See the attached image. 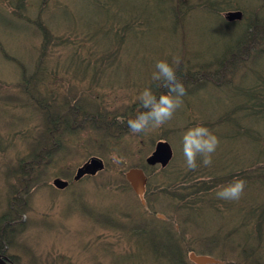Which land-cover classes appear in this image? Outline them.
I'll list each match as a JSON object with an SVG mask.
<instances>
[{"label":"trees","instance_id":"obj_1","mask_svg":"<svg viewBox=\"0 0 264 264\" xmlns=\"http://www.w3.org/2000/svg\"><path fill=\"white\" fill-rule=\"evenodd\" d=\"M12 1L14 5L10 0H0L2 10L5 12V3L7 7H14V12L10 10L5 12L6 15H11L10 18L26 26L32 40L38 35L41 41L31 47L32 55L36 54V62L28 77L22 71V79L16 84L19 93L0 97V103L5 98L9 100V109L23 111L19 112V117L32 110L36 113L39 125L30 128L29 132L26 129L24 132L14 133L30 144L27 156L23 154L25 157L16 160L13 171L9 170L13 185L9 205L0 218L1 259L8 264H20L10 256L9 249L12 248V241L15 242L26 226L21 221L23 218L28 221L32 194L34 190L50 186L49 182L41 179L49 168H56L57 164L63 165L71 150L84 148L85 145L79 141L83 133L98 135L101 144L98 150L104 151L107 156L113 153V142L115 147L123 142L125 149H129L132 143H136V148H141L139 141L144 134L133 133L127 126L128 120L134 119L139 111H144L140 100H135L139 97L135 98V93L131 92L127 95L125 107L113 111L101 94L104 92L102 88L109 91V88H113L115 82L107 87L106 80L108 76L110 79L115 78V70L122 59L120 53L127 50L128 39L131 38L136 44L138 41L142 47L137 45L140 53L145 54L146 58L150 57L152 62L150 65L144 59L135 62L139 72L153 74L157 71L156 62L164 60L175 70L178 80L184 85L186 94L181 97L183 102L173 115L177 119L184 118L177 123L189 122L191 127L184 126L178 131L184 134L197 125L207 127L217 136L220 147L224 142L230 143L224 149L225 156L236 153L237 159L235 163H222L226 158L218 159L215 170L211 172L216 171V176L207 171L209 166H204L203 158L199 156L197 168L184 172H176L172 167H149L143 159L130 163L132 168H143L151 173L147 184L150 195L147 194L145 206H139V201L135 198L136 201L130 200L127 203L125 210L116 208L115 214L134 224V234L140 239H151L152 243L145 251L148 256L150 253L154 256L151 263L194 264L189 259L190 253L217 256L220 250L229 245L234 250L232 254L229 252L234 259L226 264H264V165L254 173L252 181L248 171H241L247 167H236L244 158L248 161L246 155L240 158L237 140L249 138L254 151L249 155L250 164L260 156L259 147L264 150V129L263 135L256 133L255 126L253 133L249 132L248 126L242 129L244 121L264 128V0H80L81 4L74 9L81 17L75 19L74 24L70 17L71 10L58 8V0H37L35 4H38V10L34 18L24 15L25 10L22 9L25 8V0ZM52 9L55 11L52 12ZM229 13L236 17L229 19ZM44 16L55 19L56 22L63 21L65 25L71 22L73 26L69 35L65 37L63 34L56 38L42 24ZM168 22L169 25L165 26ZM180 24L181 32L178 33L179 30L176 32L175 29ZM164 32L169 34L168 41L163 39ZM123 44L125 46L122 48ZM179 46L180 53L175 57L173 53ZM0 54L6 60L9 57L1 43ZM53 58H56L55 62L52 61ZM59 60L63 63H59ZM21 67L23 68L22 64ZM151 69L153 73L148 72ZM129 72L127 69L124 76H129ZM152 77L146 88L157 98L161 94H167V89L162 86L163 81H154ZM237 80L242 83L241 87L233 85ZM246 83L249 85H245ZM62 84H65L66 89H63ZM7 88L0 84V92ZM203 97L209 100L214 97V102L208 101L206 104L207 100L203 101ZM2 111L8 113L5 108L0 107V113ZM204 113L208 114L207 120L195 116ZM21 122L18 126H25L26 123ZM167 123L168 121L160 126L157 132L154 129L148 130L149 136L145 138L147 140L144 139L146 144L149 142L148 153L160 140L172 145L169 133L174 129L166 130ZM151 133L157 135L150 137ZM73 139L76 140L75 143ZM130 150L132 152V147ZM90 154L99 153L94 154L92 151ZM122 158L129 156L124 155ZM99 159L104 163V171L109 168V164H115L113 160ZM121 164L127 168L126 163ZM71 166L75 169V166ZM126 168L122 170L123 173ZM201 171L209 176L201 175ZM152 173L162 174L164 182H154L151 175L157 176ZM198 175L208 179V182L213 181V184L208 186L204 180L199 181ZM236 178L246 182L243 192L246 195L243 199L240 202L219 199L217 192L221 187L227 186ZM66 180L69 187H73L75 184L79 185L82 179L73 181L68 177ZM118 190L126 196L130 187L124 181ZM127 198L129 197L126 196ZM160 201L169 205L166 206L169 213L176 209L175 206L179 208L177 217L169 215L168 221L167 214L155 208ZM197 206H200L199 213L202 215L199 219L202 220L213 209L209 220L217 223L215 234L201 241L193 233V239L186 241L182 231L187 223L185 212L188 209L193 211ZM182 214L184 218H181ZM239 217L241 222L238 225ZM111 220L108 218V225ZM235 221L234 226L232 222ZM202 230L203 225L199 233H203ZM138 237L136 241L141 246L143 240ZM196 244L200 247H196ZM141 248L144 254V248ZM219 259L224 262L222 258Z\"/></svg>","mask_w":264,"mask_h":264},{"label":"rangeland","instance_id":"obj_2","mask_svg":"<svg viewBox=\"0 0 264 264\" xmlns=\"http://www.w3.org/2000/svg\"><path fill=\"white\" fill-rule=\"evenodd\" d=\"M10 1L14 5V1ZM25 2V8L22 9L25 10V12L23 11L25 17L34 18L38 10V4H35L37 0H25ZM58 3V8H68L71 10L70 17L73 24L75 19L81 17V15L75 11V9L78 8V5L81 4L80 0H58ZM5 8L6 13L10 10H13L14 12V7H7L6 3ZM53 11L55 10L52 9V12ZM5 12L0 6V43L3 45L7 55L9 56L7 57L5 55L7 60H4L3 56L0 54V84H2L3 87H8L0 92V97H6V95H16L19 93V88L16 84L22 79V71L24 70L26 73L24 74L28 77L33 71L36 62V54L32 55L33 51L31 52V47L34 43L38 45L41 41V37H38V35H36V38H33L32 40L29 37L28 28L20 25L17 21L10 18L11 15L7 16ZM41 21L45 27H48L49 30H51L56 38H60L59 36L63 34L65 37L69 35L70 28L73 26L71 22L68 25H65L66 23L63 21L59 20L56 22L55 19H49L46 16H44ZM172 22H174V20H172ZM168 25L169 22L165 24V26ZM177 27L178 28L175 29L176 32L177 29L179 30L178 33L181 32V24ZM136 38L138 37L136 36ZM163 39L166 41L169 40V34L167 32H164ZM128 42L129 45L127 50L121 51L120 53V56L122 55V59L118 63L119 67L115 70V78L110 79L108 76V79L106 80L108 82L107 87H109V84L112 86L115 82L112 86L113 88H109L110 91L102 88L104 92L101 94L105 103L113 111L122 110L125 107V104H127L126 99H128L127 95L131 92L135 93V98L139 97L141 92L151 82V77L153 76V74L139 72V67L135 62L140 59H144L145 63L150 65L152 63L151 59L150 57L146 58L145 54L140 53V48L137 46L139 45L138 41L136 44V41L133 42L130 38L128 39ZM124 44L121 45L122 48L125 46ZM95 49L96 48L94 47L93 50ZM179 49L180 46L175 48V53H173L175 57H177L180 53ZM174 56L172 57L174 58ZM10 59H14L17 62ZM52 61L55 62L56 58H53ZM59 61V63H63V61ZM21 64L23 65V68L21 67ZM127 69H129L130 72L129 76L126 77L124 74ZM152 71V69L148 70L149 73H153ZM105 75H107V72ZM63 77H66V75H63ZM67 80L68 79H65V81ZM239 82V80L234 81L233 85H235V87L236 85L241 87L240 84L242 83ZM245 85H249V83H246ZM62 87L63 89H66L65 84H62ZM135 100L140 99L137 98ZM203 101H205L206 104H208V101L214 102V97L211 100L203 97ZM9 103L10 101L6 98L0 103V107L5 108L8 111V113L4 111L0 113V218L9 205V194L11 186L13 185V180L10 177L11 174H9V170L12 169L13 171L16 165V160L24 156L23 154L27 156L29 153L28 148L30 143H25L21 140V138L15 136L14 133L17 131L21 133L24 132V130L26 131V129H28L26 132H29L30 128L39 125L36 113L32 110V114L26 113L25 116L19 117V112L23 111H20V109L17 111L9 109L11 107L7 106ZM195 116L199 118L201 116L202 119L206 118V120L208 119V114L206 113L203 115L195 114ZM23 118L25 120L22 121ZM183 119H177V116L173 115L171 120H168V123L165 126L166 130L168 128L169 130L174 129V131H169V137L172 141L171 149L173 152V158L169 164V168L172 167V169L176 172H184L188 170L185 157L182 152L183 134L179 132L178 129H181L184 126H191L189 125V122L177 123L179 120L183 121ZM19 122H21V124L25 122L26 124L25 126L19 127ZM247 126L250 128V133H253L252 129H254L253 126H255V129L257 130L256 133L263 135L262 132L264 128L262 126L259 127L257 124L254 125L245 121L242 122V129H245ZM21 127L23 129H21ZM157 129L158 128H155L154 131L157 132ZM141 134H144V136L140 137L139 141L141 148H136V143H132L130 144L132 152L130 148L125 149L123 142H120V144L116 147L114 146L116 145L115 142H113L111 146L113 153L115 152L120 157L124 155L129 156V158H123V162L126 163L127 168L123 167L121 163H119V165L116 163L109 164V168L107 170L99 172L97 175L89 178L84 177L80 183H78L79 185L75 184L66 191L55 190L52 187V180L54 178L66 180V178L69 177V179L73 180L76 170L80 167L79 165H82L83 162H86L89 158L99 157L112 161L111 156H107L104 151L98 150V146L101 145L98 135L88 132L83 133L79 138V141L82 145H85L84 148L76 151L71 150L66 156V159L68 160L65 161L63 165L57 164L55 166L56 168H49L47 173L43 176V178H41L45 182H49L50 186H43L40 189L34 190L31 198L30 213L27 217L28 221L25 218L22 219L21 222L26 224V226L22 230V233L16 237L15 242L12 241V244H10L12 247L11 250L9 249V251H11V253L9 252L10 256H13L20 262V264H128L129 261L130 264H154L151 263L154 256L151 255V253L150 256H148V252H145L152 243L150 241L151 239H140L134 234L136 233V229H133L134 224H131L129 221L122 220L115 214L116 208L117 210L122 208L124 209L130 200H133V202L135 200L129 192L126 194L129 198L126 199L125 194L119 193L118 190L125 181V173L132 168L130 163L139 162L141 159L145 160L150 154V152H147L149 142H147V144L144 142V139L149 136L148 131L142 132ZM155 135H157V133L154 135L151 133L150 137ZM70 140H68V142ZM73 140V143H75L76 140ZM248 140L249 138H245L244 141L237 140L236 142L240 158L243 157V155L248 156V161L244 158V161H239L236 167H247L243 168L241 171H245V173L248 171L250 181H252L254 173H257L259 168L264 167V150L259 147L258 152L260 153V156H258L253 164H250L249 155L251 156L254 151L251 142ZM124 141H127V138H124ZM229 144V142H224L221 144L222 147L218 145L216 148L217 153L215 152L211 154L212 164L207 169L210 174L215 170L217 166L216 161L218 159L224 160V158H226L222 163L236 162V153L225 156L224 149H226ZM142 147H145V150H142ZM92 151H94V154L99 153L97 154L98 156L91 155L90 153ZM220 151L221 153H219ZM255 152H257L256 149ZM199 157L202 158L201 156ZM71 165L75 166V169H73L74 167ZM124 168H126L124 171L125 173L122 172ZM215 172L211 175L216 176L217 174ZM147 174V177H149V174L151 173L148 172ZM201 175L209 176V174H205L202 171ZM156 176L157 177L151 175L154 182H158L157 184L164 182V176L162 174H156ZM198 177L199 181L204 180L208 186H210L209 184H213V181L208 182V179H204L200 175H198ZM244 195H246V193L242 194L238 202L243 199ZM166 206L169 205L160 201L156 204L155 208L162 212L164 211L167 214L166 216L168 217V221L169 215L172 218H176L179 213V208L175 206L176 209H172L169 213ZM199 207L200 206L195 207L193 211L192 209L191 211L188 209V211L185 212L186 217L184 214L181 216V218L185 217V221L187 222L182 229V231H184L183 234H185L186 241L193 239L191 238L193 233L196 238L201 241L203 239L206 240L215 234V225L217 223L215 220H209V218H211V214H213V209L210 210L211 214L208 212L202 220L199 219L202 215L199 213L201 211ZM126 208L130 209V206H127ZM108 218L112 219L109 225L107 223L109 222ZM237 222L239 225L241 222L240 217L237 219ZM232 223L234 226L236 225V221L235 223ZM202 225L204 226V230H202L203 233H199ZM248 227L250 228V224H248ZM137 237L140 240H143L141 246L144 248V254L142 252L140 242L138 244L136 241ZM144 241H146L148 246L145 245ZM196 247L200 246H197L196 244ZM226 247V249L220 250V254H217V256H208L216 258L220 264H226V262L234 259V256L232 257L229 254V252L231 254L233 253V248H229V245ZM219 258H222L224 262H222Z\"/></svg>","mask_w":264,"mask_h":264},{"label":"clouds","instance_id":"obj_3","mask_svg":"<svg viewBox=\"0 0 264 264\" xmlns=\"http://www.w3.org/2000/svg\"><path fill=\"white\" fill-rule=\"evenodd\" d=\"M178 64L179 61L177 60ZM156 72L153 73L154 81H163L162 86L167 89V94H161L159 98L146 88L140 96L141 108L134 119L127 121L128 128L133 133H142L150 129L159 128L173 117L174 112L182 104L186 94L184 85L178 80L175 70L167 63L160 60L155 64ZM121 122H123L121 120ZM219 140L207 127L197 125L189 128L182 137V152L186 166L189 170L197 168V157L203 158L204 166L212 164L211 154L215 152ZM114 163L123 162V158L115 152L111 154ZM246 182L243 179H233L227 186H222L217 192V197L222 200H239L244 192Z\"/></svg>","mask_w":264,"mask_h":264},{"label":"water","instance_id":"obj_4","mask_svg":"<svg viewBox=\"0 0 264 264\" xmlns=\"http://www.w3.org/2000/svg\"><path fill=\"white\" fill-rule=\"evenodd\" d=\"M229 18L234 17L232 14L228 15ZM171 159V150L168 146L167 143H159L157 144L154 152L151 154V156H149L146 159V163L148 165H156V164H160L161 166H165ZM102 167V164L100 163V161L93 159L91 161V168H93V170H97L99 168ZM89 167H85V170H88ZM81 172V169L78 170L77 176H79V173ZM126 179L129 181V183L131 184V186L133 187V189L135 190V192L137 193H141L143 190V185H144V175L142 170L140 169H130L127 173H126ZM54 185L59 187L60 189H63L67 186V182L56 179L54 181ZM190 259L195 262L196 264H211L214 262L213 259L208 258V257H204V256H195V255H191ZM0 264H6L5 261H3L0 258Z\"/></svg>","mask_w":264,"mask_h":264},{"label":"flooded vegetation","instance_id":"obj_5","mask_svg":"<svg viewBox=\"0 0 264 264\" xmlns=\"http://www.w3.org/2000/svg\"><path fill=\"white\" fill-rule=\"evenodd\" d=\"M138 198H139L140 201L142 202L143 195H142V196L138 195Z\"/></svg>","mask_w":264,"mask_h":264}]
</instances>
